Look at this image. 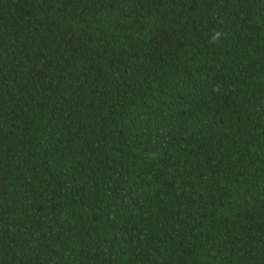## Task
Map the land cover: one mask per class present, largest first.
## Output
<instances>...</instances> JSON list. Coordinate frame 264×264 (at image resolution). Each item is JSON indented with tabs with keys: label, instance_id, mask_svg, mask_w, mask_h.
Instances as JSON below:
<instances>
[{
	"label": "trees",
	"instance_id": "trees-1",
	"mask_svg": "<svg viewBox=\"0 0 264 264\" xmlns=\"http://www.w3.org/2000/svg\"><path fill=\"white\" fill-rule=\"evenodd\" d=\"M0 264H264V0H0Z\"/></svg>",
	"mask_w": 264,
	"mask_h": 264
}]
</instances>
